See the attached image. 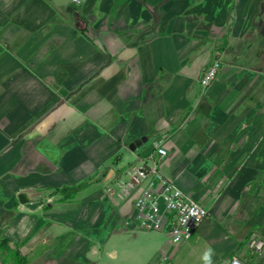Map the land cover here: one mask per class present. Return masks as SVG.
<instances>
[{"label": "crops", "instance_id": "obj_1", "mask_svg": "<svg viewBox=\"0 0 264 264\" xmlns=\"http://www.w3.org/2000/svg\"><path fill=\"white\" fill-rule=\"evenodd\" d=\"M232 1L0 0V239L29 264H160L166 236L125 230L104 188L162 137L208 210L168 264H264V0H236L224 37Z\"/></svg>", "mask_w": 264, "mask_h": 264}, {"label": "built area", "instance_id": "obj_2", "mask_svg": "<svg viewBox=\"0 0 264 264\" xmlns=\"http://www.w3.org/2000/svg\"><path fill=\"white\" fill-rule=\"evenodd\" d=\"M222 63L216 59L199 79L203 89L208 88L220 73ZM169 153L164 138H156L152 149L135 160L118 178L104 188L105 198L120 206L127 231H155L166 236V245L160 264H168V247H179L188 242L208 216V210L190 194L184 192L161 170ZM133 205L125 208V202ZM250 247L259 255L264 242L257 236L250 239ZM229 264H245L234 257Z\"/></svg>", "mask_w": 264, "mask_h": 264}, {"label": "trees", "instance_id": "obj_3", "mask_svg": "<svg viewBox=\"0 0 264 264\" xmlns=\"http://www.w3.org/2000/svg\"><path fill=\"white\" fill-rule=\"evenodd\" d=\"M236 0L232 1L230 7V21L227 28L224 30V37L228 36L232 30V22L234 20V9H235ZM216 60V59H215ZM118 158H114L112 162H115ZM90 184V180H86L80 184L71 187H64L56 191L62 195L61 200L73 199L77 196L78 193L83 191ZM250 242V240H249ZM252 259L255 260L258 257V253L251 248ZM0 257L3 264H29L28 258L21 252V245L12 243L4 238L0 239Z\"/></svg>", "mask_w": 264, "mask_h": 264}, {"label": "clouds", "instance_id": "obj_4", "mask_svg": "<svg viewBox=\"0 0 264 264\" xmlns=\"http://www.w3.org/2000/svg\"><path fill=\"white\" fill-rule=\"evenodd\" d=\"M213 255V249L208 248L207 250H205L201 256L202 264H213Z\"/></svg>", "mask_w": 264, "mask_h": 264}, {"label": "rangeland", "instance_id": "obj_5", "mask_svg": "<svg viewBox=\"0 0 264 264\" xmlns=\"http://www.w3.org/2000/svg\"><path fill=\"white\" fill-rule=\"evenodd\" d=\"M222 63V62H221ZM121 232H123L124 234H127V233H125L124 231H121ZM149 232H155V231H149ZM130 235V234H129ZM131 236H134L133 234H131ZM123 246H125V247H127L130 251H132L133 250V248H134V246H135V244H134V242H133V239H130V238H125L124 239V243H123ZM0 262L2 263V261H1V257H0ZM3 264V263H2Z\"/></svg>", "mask_w": 264, "mask_h": 264}, {"label": "water", "instance_id": "obj_6", "mask_svg": "<svg viewBox=\"0 0 264 264\" xmlns=\"http://www.w3.org/2000/svg\"><path fill=\"white\" fill-rule=\"evenodd\" d=\"M142 141H143V140H136V141H134V142L131 144V146H130L131 150L134 151V150L136 149V147H138V146L141 145ZM19 199H20L21 201H24V202H25V200H23V194H21V195L19 196Z\"/></svg>", "mask_w": 264, "mask_h": 264}]
</instances>
